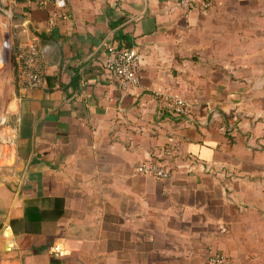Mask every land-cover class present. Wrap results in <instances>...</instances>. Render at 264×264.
I'll use <instances>...</instances> for the list:
<instances>
[{
	"label": "crops",
	"instance_id": "obj_1",
	"mask_svg": "<svg viewBox=\"0 0 264 264\" xmlns=\"http://www.w3.org/2000/svg\"><path fill=\"white\" fill-rule=\"evenodd\" d=\"M42 1L13 0L47 75L24 98L12 86L0 116L13 151L0 168V264H264V0H214L208 13ZM56 10L66 19L49 29ZM27 39L16 29L15 48ZM108 46L142 57L137 86L111 77ZM170 138L172 178L136 174Z\"/></svg>",
	"mask_w": 264,
	"mask_h": 264
},
{
	"label": "built area",
	"instance_id": "obj_2",
	"mask_svg": "<svg viewBox=\"0 0 264 264\" xmlns=\"http://www.w3.org/2000/svg\"><path fill=\"white\" fill-rule=\"evenodd\" d=\"M49 2H40L41 6H47ZM64 4L57 2V7L62 8ZM178 9L183 11H198L208 13L214 7V0H179ZM66 17L58 10L51 13L48 20V28L52 29ZM28 37L26 44H21L14 49L10 58L13 73V84L19 98H24L30 91L40 89L46 82V67L40 48V40L30 29V24L24 21L21 26H15ZM3 46L7 47L8 44ZM142 57L133 49L107 47V58L105 67L111 77L117 81L122 89L137 86L139 83V72L141 70ZM166 108L179 116L188 113L187 105L177 99L165 98ZM9 130L7 124L2 126ZM10 143V141H9ZM180 143L173 138L168 140L167 145L158 153L141 162L135 169L136 174L143 177H153L158 180H170L174 174L171 160L179 154ZM54 251L60 253V246H55ZM207 264H232L230 259L223 255H210Z\"/></svg>",
	"mask_w": 264,
	"mask_h": 264
},
{
	"label": "rangeland",
	"instance_id": "obj_3",
	"mask_svg": "<svg viewBox=\"0 0 264 264\" xmlns=\"http://www.w3.org/2000/svg\"><path fill=\"white\" fill-rule=\"evenodd\" d=\"M17 12L13 0H0V116L9 100V89L14 86L9 59L14 53L16 44ZM8 44L7 47L3 46ZM13 74V73H12ZM9 143V130L0 121V168L9 165L12 157Z\"/></svg>",
	"mask_w": 264,
	"mask_h": 264
}]
</instances>
